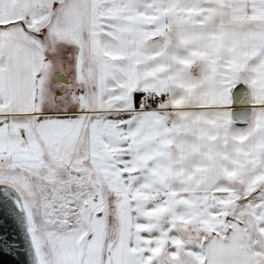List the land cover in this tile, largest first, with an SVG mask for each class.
I'll use <instances>...</instances> for the list:
<instances>
[{"label":"snow or ice","instance_id":"1","mask_svg":"<svg viewBox=\"0 0 264 264\" xmlns=\"http://www.w3.org/2000/svg\"><path fill=\"white\" fill-rule=\"evenodd\" d=\"M0 264H264V0H0Z\"/></svg>","mask_w":264,"mask_h":264}]
</instances>
